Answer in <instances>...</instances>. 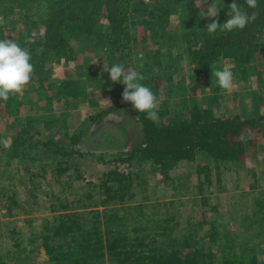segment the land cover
I'll return each instance as SVG.
<instances>
[{
  "label": "trees",
  "instance_id": "16d2710c",
  "mask_svg": "<svg viewBox=\"0 0 264 264\" xmlns=\"http://www.w3.org/2000/svg\"><path fill=\"white\" fill-rule=\"evenodd\" d=\"M212 2L0 0V39H12L28 49L34 67L31 85L23 100L17 94H11L7 101L0 100L17 116L10 121L8 136L0 134V140L9 138L10 142L9 148L0 143V176L12 184L14 175H8L9 167L18 159L20 167L16 175L24 170L33 184L36 177L46 175L48 170L59 184L62 176L75 171L74 178L90 187L77 201L57 195L51 197L48 207L51 215L43 220L41 230L28 239L32 247L25 249V259H29L30 253L42 252L49 264H264V191L253 199L250 210L240 216V227L250 231L247 240H239L234 231L224 230L214 216L194 223L191 225L194 229L178 232V217L171 213L173 202L147 203L145 197L142 202L136 201L138 190L145 191L146 179L133 172L132 166L150 164L155 173L168 181L170 172L179 164L194 165L201 153L211 167L198 170V192L202 195V204L208 206L206 189L217 184L222 190L224 175L233 171L247 147L264 134V110L261 112L259 106L255 105L256 110L250 113L228 117L215 113L221 88L212 74L227 65L234 78L240 76L246 82L254 77L264 89V68L257 63L258 56L264 55V0H258L259 16L245 29L209 33L206 26L212 18L206 17V11ZM216 2L222 25L228 19L233 0ZM237 3L247 12L253 11L244 0ZM175 17L183 32L173 38L174 33L168 28ZM6 28H10L9 33L16 31V36L6 37ZM29 39L34 42L29 43ZM91 47L104 52V60L100 59L103 67L90 71V63L84 62L63 77L53 76L52 64L62 60L77 62ZM140 52L144 56L137 60ZM184 56L191 72L189 91L194 94L183 102L186 108L188 103L189 110L179 122L160 109H156L159 116L156 122L147 119V114L137 112L131 102L123 103L125 86L122 83L103 78L114 64H123L125 69L134 65L132 69L145 77L140 83L153 93H157L160 81L172 89L176 84L173 76ZM251 60L256 62L250 65ZM79 69L84 73L80 74ZM89 85L97 88L107 85L117 101L90 117V121L123 110L136 120L140 130L139 140L128 151L115 153L108 161L126 164L128 170L109 169L97 183L86 182L80 170V158L84 155L77 149L89 124L69 126L68 114L59 115L52 109L54 102L70 107L81 99L96 105ZM199 88L211 93L210 105L203 106L197 100L195 94ZM31 92H36V101H43L46 110L22 119L18 114L23 103L33 101L26 97ZM41 123L43 130L49 132L65 130L64 141L40 138ZM247 134L250 139L245 143L243 138ZM124 135L126 138L127 134ZM127 144L124 140L118 146ZM105 156L100 154L99 159L106 162ZM38 167L40 171L35 173L33 169ZM23 179V174L18 176L19 183ZM67 185L71 186V182ZM5 188L0 191L7 215L12 216L16 207L25 210L18 204L15 190ZM250 189H258L257 182ZM208 210L219 211L217 206ZM203 226L209 227L207 242L197 240L196 229ZM19 261L24 259L19 257ZM0 264L10 262L0 255Z\"/></svg>",
  "mask_w": 264,
  "mask_h": 264
},
{
  "label": "rangeland",
  "instance_id": "374dc122",
  "mask_svg": "<svg viewBox=\"0 0 264 264\" xmlns=\"http://www.w3.org/2000/svg\"><path fill=\"white\" fill-rule=\"evenodd\" d=\"M180 22L177 17L172 20L170 31H173L174 37L181 35ZM9 27V26H7ZM5 32L6 37L16 36V31L10 32V28ZM104 52L100 51L98 47L89 48L84 54L80 55L77 62L62 60L59 64H52L54 68L53 76L63 77L66 73H71L76 69L77 65H83L84 62L90 63V71L98 70L103 67ZM143 52H140L138 59H142ZM101 59V60H100ZM188 59L184 56L181 62L177 65V73L174 74V88L167 86L165 81L159 82L157 93H154L157 101L158 108L162 111H167V114H172L174 120L180 121L189 110V105L183 106V102L187 101L193 92L189 91L190 85V66ZM101 61V62H100ZM257 63L261 64L264 68V55L261 53L257 58ZM256 60H251L250 65H253ZM134 65H128V69H132ZM126 68V69H127ZM107 70L106 67L104 69ZM80 74L84 70L79 69ZM180 71V72H179ZM103 78L106 81L111 80L109 73H106ZM182 79H185V83ZM234 88L232 91L220 89L218 97V108H215V113L219 116H232L240 113H250L254 111L255 105L261 112L264 110V89L257 85L256 78L250 77L248 81L244 82L241 77L234 78ZM31 82L25 86L22 93L17 94L20 100L25 97V92ZM89 90L93 93L96 105H92L87 99H81L73 106L63 105L62 103L54 102L52 109L55 113L68 114V124L77 126L82 122L89 124L83 131L82 143L77 149L84 155L80 158V170L82 171L86 182L91 181L97 183L102 177L104 172L112 168H119L122 171H127L126 164L108 163L111 155L120 152H126L130 149L133 143L137 142L140 138L139 125L134 118L129 117L126 111H119L118 114L107 115L92 122L90 117L96 115L101 110H105L112 105L116 104V98L108 91V86L97 88L96 85H89ZM210 94L208 90L198 89L197 100L203 105H210ZM31 98L32 102L23 103L18 115L24 119L28 114L39 115L45 112L44 102L36 101V92H31L26 96ZM105 100H110L111 103ZM123 103H125L123 101ZM5 102L0 103V134L8 136L7 128L11 124L10 121L17 118L13 116L11 110L5 107ZM217 107V106H216ZM256 110V109H255ZM183 113V115H182ZM187 115V114H186ZM38 128L41 130L43 140L57 139L63 142L62 138L65 130L59 132H49L43 130V124H39ZM124 133L127 134V139ZM9 139V138H8ZM111 139L110 141H107ZM250 135L247 134L243 141L247 143ZM255 139V138H254ZM124 140L128 142L124 147L118 146ZM264 134L261 138H256L255 144L247 145V150L243 154V159L232 172L226 173L223 177L221 189L217 184H213L206 189L205 197L209 199V205L204 206L201 202L202 195L199 194V174L198 170L211 169L208 160L203 154H198L197 160L194 165L181 163L179 166L170 172V180L164 181L160 174L155 173L150 164L132 166L133 172L140 175L142 179H146L144 185L145 191L138 190L137 202L145 201L147 203H171V213L177 215L179 221L178 232H185L186 229L192 228L196 222L211 219L215 217L217 222L222 225L224 230L234 231L237 238L247 240L250 231L247 232L240 227L242 213L249 211L253 199L258 196V193L264 191ZM263 143V144H262ZM254 146V147H253ZM100 154H106L104 161L99 159ZM9 167L11 173L8 175L13 176V183H9L6 178L0 176V189L6 187L8 190H15V197L22 208H14L13 215H7L5 207L6 202L2 197L0 191V255H4L5 259L10 264H49L46 256L42 252L30 253L29 259H25L27 255L25 249H30L32 246L28 239L34 234L38 233L42 228L43 220L49 217L50 211L48 209L51 197L57 195L63 198H68L70 201H77L88 192L86 183L76 180L75 171H71L69 175H64L60 178L61 184L56 182L53 173L48 170L44 176L36 177L34 184L31 183L24 170H21L19 175H16L17 168L20 167V161L17 159L11 162ZM33 171L38 173L40 167L34 168ZM255 175H254V174ZM24 175L22 183H19L18 176ZM70 178V180H69ZM71 182V186L67 183ZM257 182L258 189L251 190L250 186ZM96 194V192H95ZM98 198V195H96ZM96 198V199H97ZM84 200V199H82ZM217 206L218 212L214 213L208 210V207ZM194 229V228H192ZM196 229V228H195ZM209 227L203 226L196 229L198 235L197 240L202 242L208 241ZM200 243V242H199ZM16 244H19L17 246ZM31 246V247H30ZM19 257L24 259V262L19 261Z\"/></svg>",
  "mask_w": 264,
  "mask_h": 264
},
{
  "label": "clouds",
  "instance_id": "9594fccd",
  "mask_svg": "<svg viewBox=\"0 0 264 264\" xmlns=\"http://www.w3.org/2000/svg\"><path fill=\"white\" fill-rule=\"evenodd\" d=\"M247 8L253 9L251 13L244 10L243 6L233 0L227 12L228 19L221 25L219 20L220 8L216 0L208 6L206 17L212 18V22L206 26L209 33L231 32L233 30L245 29L250 23L256 21L259 16L258 0H244ZM29 43L34 40L29 39ZM30 51L21 47L12 39H0V100L7 101L11 94H20L27 86L34 72ZM196 68L193 66V69ZM110 79L114 83H122L124 91L122 100L131 102L133 108L140 113H146V118L156 122L159 119L156 109L158 101L152 90L144 86L140 81L145 77L134 69L126 70L123 64H114L108 71ZM218 80L220 88L226 91H232L234 84V75L230 67L225 65L222 70H216L212 73ZM111 103L110 100H105ZM114 115V114H110ZM5 148L10 147L8 139L0 140Z\"/></svg>",
  "mask_w": 264,
  "mask_h": 264
}]
</instances>
